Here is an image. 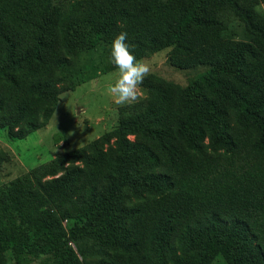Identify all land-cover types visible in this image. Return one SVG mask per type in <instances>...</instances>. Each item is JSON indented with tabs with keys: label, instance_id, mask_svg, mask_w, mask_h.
<instances>
[{
	"label": "trees",
	"instance_id": "16d2710c",
	"mask_svg": "<svg viewBox=\"0 0 264 264\" xmlns=\"http://www.w3.org/2000/svg\"><path fill=\"white\" fill-rule=\"evenodd\" d=\"M12 1L0 0L9 137L48 124L60 85L95 78L72 64L81 40L93 58L126 32L137 58L171 47L174 67L208 69L184 88L150 76L111 132L0 185V264L8 251L83 264L70 239L102 264H264V0Z\"/></svg>",
	"mask_w": 264,
	"mask_h": 264
},
{
	"label": "rangeland",
	"instance_id": "374dc122",
	"mask_svg": "<svg viewBox=\"0 0 264 264\" xmlns=\"http://www.w3.org/2000/svg\"><path fill=\"white\" fill-rule=\"evenodd\" d=\"M35 4H39V0H35ZM12 5H16L15 0L9 4L8 9ZM258 9L264 14V1L258 4ZM54 18H59V15ZM55 28L56 25H53L54 37H63L64 33H56ZM71 37H74L77 44L79 43L78 34ZM80 45L72 64L78 71H84L87 74L96 73L95 78L73 86L67 91H64V85H60L61 92L58 102L48 124L23 139L9 137L7 129L0 128V159L4 156L3 161L0 160V185L28 174L32 169L42 167L57 157L89 146L115 129L124 119L121 108L126 106L116 105L106 91L115 79L110 74L117 72L111 63V50L107 46L97 49L95 52L97 55L94 57L102 55L104 58L95 57L94 59V57L91 58L94 52L89 49V45L83 44V40ZM171 50L172 48L168 47L156 52H146L138 58L146 59L151 65V73L145 79L150 76L158 77L184 88L198 81L207 71L206 66L187 69L174 67L170 60ZM94 61H97L94 64L96 68L92 65ZM140 88L142 95L139 101H144L147 94L144 88L141 86ZM71 225H73L72 221L69 223V228ZM63 229L67 233L66 222H64ZM82 238L83 241L93 244L87 234H84ZM70 247L83 264H102L103 256L83 255L73 239H70ZM41 257L42 255L27 254L21 264H36ZM196 261L198 264H229L224 258L213 254L204 259L198 258ZM4 264H15L10 251L4 253Z\"/></svg>",
	"mask_w": 264,
	"mask_h": 264
},
{
	"label": "clouds",
	"instance_id": "9594fccd",
	"mask_svg": "<svg viewBox=\"0 0 264 264\" xmlns=\"http://www.w3.org/2000/svg\"><path fill=\"white\" fill-rule=\"evenodd\" d=\"M127 33H120L111 44V63L117 72L111 73L115 79L107 87V94L118 106H128L139 102L145 78L151 73V65L146 59H138L128 43Z\"/></svg>",
	"mask_w": 264,
	"mask_h": 264
}]
</instances>
